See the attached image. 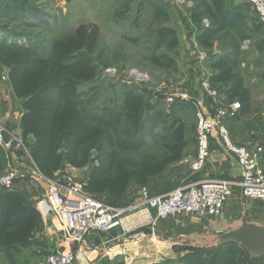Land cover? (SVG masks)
Wrapping results in <instances>:
<instances>
[{
  "label": "rangeland",
  "instance_id": "374dc122",
  "mask_svg": "<svg viewBox=\"0 0 264 264\" xmlns=\"http://www.w3.org/2000/svg\"><path fill=\"white\" fill-rule=\"evenodd\" d=\"M204 1L0 0V92L10 85L8 71L12 63L19 62L23 68L32 69V63L43 59L54 65L61 75H70L79 69L82 61L88 60L95 67V73L92 79L78 85V90L85 94V102L80 106H94L97 116L106 113L103 121L110 123L108 129L116 141L120 157L143 158L160 152L159 135H139L136 145H130L136 136L121 113V101L127 91L143 96V120L160 112L161 122L168 123L172 115L185 121L187 155L168 167L167 174L172 172V181L170 179L171 183L161 191L166 192L204 179L203 176L222 179L233 176L229 158L228 174L220 175L210 160L200 169L192 170L190 162L196 154L197 143L195 108L190 102L173 104L178 99L168 102L164 95L181 89L192 99L200 97L207 105H212L204 95L201 82L204 79L210 81L215 72L211 63L232 59L234 70L243 78L249 102L247 106H241L226 124L235 144L249 149L263 148L261 163L264 167V25L247 2L226 0L224 8L235 12L236 16L232 28L203 35L204 28L215 22L216 11L212 7L224 3V0H210L215 1L213 4ZM89 24L98 27L97 42L90 52L82 50L70 59L56 54L60 39L72 34L78 26ZM17 45L29 47V51H18L14 48ZM210 83L220 94L221 106L232 101L241 103L239 98L229 99L220 85ZM160 129L161 123H158L154 133ZM19 131L21 133V128ZM19 140L24 145L21 137ZM28 142L32 143L29 137ZM215 148L219 154L220 149ZM25 157L20 161L22 165L13 164L11 155L3 157L0 174L9 165L19 169L10 191L18 194L21 200H6L7 191L0 187V221L13 224L25 220L33 226V235L27 247L0 245V264H45L48 256L63 249L61 235L55 227L57 222L54 220V226L36 206L37 197L47 181L40 177L30 155ZM88 169L65 165L60 172L70 178L83 179ZM153 189L159 190V185ZM182 214L186 213L177 215ZM129 240L120 229L91 234L87 239L89 246H84L83 250L72 247V264H213L217 262L214 259L218 260L214 258L217 255L240 256V249L249 258H259L249 255L238 242H231L230 246L207 247L212 250L223 246L209 253L184 249L186 242H163V245L159 243L158 254H135L129 246L123 245ZM81 252L85 254L84 260L79 257Z\"/></svg>",
  "mask_w": 264,
  "mask_h": 264
},
{
  "label": "trees",
  "instance_id": "16d2710c",
  "mask_svg": "<svg viewBox=\"0 0 264 264\" xmlns=\"http://www.w3.org/2000/svg\"><path fill=\"white\" fill-rule=\"evenodd\" d=\"M224 7L222 2L212 7L216 11L215 22L204 28L203 35L232 28L235 12ZM204 11L203 9L202 12ZM217 25L218 28H215ZM97 37L96 24L80 25L72 34L57 42L55 52L65 59L73 58L82 50L90 52L96 45ZM14 48L18 51H29V47L25 46L17 45ZM32 64V69H25L19 62L12 63L8 78L13 95L22 100V141L29 149L30 158L41 176L52 179L65 165L73 168L88 167L84 177L86 191L112 207H124L131 203L135 192L141 187L150 191L153 186L159 185V190L153 189L155 192L150 193H164L161 191L171 183L170 179L172 181V172L167 174L168 167L182 161L187 155V125L180 116L172 115L171 120L165 123L161 122L159 112L143 120V96L138 92L127 91L121 101V113L136 136L130 145H136L139 135H159L160 152L143 158H122L118 155L116 141L108 129L110 123L103 121L106 113L97 116L94 106H80L85 102V94L78 90V85L94 77L95 67L88 60H84L76 72L61 75L47 60L41 59L39 63ZM211 68L215 72L210 76V81L214 85H220L229 99L239 98L241 106H247L249 94L243 85L242 76L233 68L232 59L213 62ZM176 101L173 104L183 102L180 99ZM99 117L101 118L97 119ZM158 123H161V129L154 133ZM28 137L32 139V143L28 142ZM4 155L0 146V167ZM11 189H4L7 191L4 198L21 200ZM32 233L33 226L25 220L13 224L0 221V245L27 247L30 245ZM231 244L229 242L223 246ZM221 247L212 250L205 246L183 248L209 253ZM214 258L219 261L214 259L217 262L213 264H264V257L249 258L241 249L238 257L229 254Z\"/></svg>",
  "mask_w": 264,
  "mask_h": 264
},
{
  "label": "built area",
  "instance_id": "2783aa9c",
  "mask_svg": "<svg viewBox=\"0 0 264 264\" xmlns=\"http://www.w3.org/2000/svg\"><path fill=\"white\" fill-rule=\"evenodd\" d=\"M176 3L183 0H174ZM254 9L258 19L264 25V0H243ZM205 97L192 99L187 91L176 89L164 93L166 100L180 99L190 102L196 116V155L190 166L196 171L203 167L210 156V143L216 138L226 150L228 158L240 169V179L204 178L188 182L168 192L151 194L146 187L137 190L136 198L124 207H112L94 198L85 189V180L70 178L55 173L52 179H46V186L36 200L39 211L48 216L61 235V251L46 258L45 264H72V247L83 250L89 246L91 234H101L120 229L131 240L154 237L158 221L180 213L197 217L220 216L225 202L238 187L247 199H264V167L261 163L263 148L249 149L235 144L230 137L226 124L240 110L239 101L221 106L220 94L211 87L208 79L201 82ZM15 142L21 143L9 127L0 123V146L6 156L13 150ZM19 169L13 165L0 174V187L10 189L17 178ZM95 247V246H94Z\"/></svg>",
  "mask_w": 264,
  "mask_h": 264
},
{
  "label": "crops",
  "instance_id": "0c3cea01",
  "mask_svg": "<svg viewBox=\"0 0 264 264\" xmlns=\"http://www.w3.org/2000/svg\"><path fill=\"white\" fill-rule=\"evenodd\" d=\"M205 1L209 4H213L212 2H214L210 0ZM225 3L226 0H224ZM6 87V89L4 88L0 92V122L6 124L13 135L19 140L21 137L19 131L20 117L23 112L22 100L13 95L9 84ZM215 146L220 149L219 154L216 152ZM10 155L13 164L22 165L20 161L24 160L25 155L29 156V152L23 144L15 142ZM227 159L228 156L222 144L218 140H211L208 161L210 160L213 169L218 170L220 175L228 174L230 171L227 166L229 165ZM230 164L233 168V176L228 179L239 180L240 169L235 162L232 161ZM212 174V176H216V174ZM203 178L205 177L203 176ZM244 215H246L247 221L264 226V200L247 199L241 194L240 189L235 187L232 194L226 200L224 211L220 216L197 217L186 213L163 218L158 221L154 237L129 240V242H124L123 245L129 246L135 254H148L150 252L158 254L159 243L162 244L163 242L171 244L186 242L188 244L183 245L201 247L215 241L222 233L229 231V227L237 224Z\"/></svg>",
  "mask_w": 264,
  "mask_h": 264
},
{
  "label": "water",
  "instance_id": "95a60500",
  "mask_svg": "<svg viewBox=\"0 0 264 264\" xmlns=\"http://www.w3.org/2000/svg\"><path fill=\"white\" fill-rule=\"evenodd\" d=\"M229 242H238L251 256L264 257V226L247 221L246 215L229 227V231L222 233L215 241L205 247L220 246Z\"/></svg>",
  "mask_w": 264,
  "mask_h": 264
},
{
  "label": "bare ground",
  "instance_id": "6f19581e",
  "mask_svg": "<svg viewBox=\"0 0 264 264\" xmlns=\"http://www.w3.org/2000/svg\"><path fill=\"white\" fill-rule=\"evenodd\" d=\"M79 257H80L81 260H84V257H85L84 252H81L80 255H79Z\"/></svg>",
  "mask_w": 264,
  "mask_h": 264
}]
</instances>
